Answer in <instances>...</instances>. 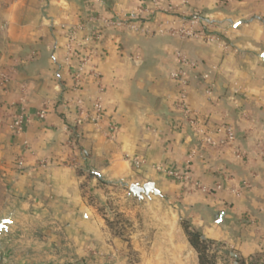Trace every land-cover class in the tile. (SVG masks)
Returning a JSON list of instances; mask_svg holds the SVG:
<instances>
[{"label": "crops", "instance_id": "1", "mask_svg": "<svg viewBox=\"0 0 264 264\" xmlns=\"http://www.w3.org/2000/svg\"><path fill=\"white\" fill-rule=\"evenodd\" d=\"M155 1L0 0V71L11 77L0 87V216L18 206L1 236L0 264H122L126 257L112 247L119 238L105 220L112 195L126 215L132 203L161 201L158 239L192 264L179 207L203 238L229 242L243 257L258 248L249 221L264 230V0ZM139 7L145 11L135 21L150 32L99 26L74 90L77 59L65 60L66 28L90 14L124 16ZM193 13L200 18L194 29L217 40L169 32L188 27ZM177 52L195 65L180 64ZM174 70L186 74V103L203 135L225 138L218 131L224 123L232 141L201 144L202 134L176 108ZM98 98L100 121L77 123V106L90 113ZM19 104L32 118L15 133L9 124ZM44 105L45 118H36ZM109 123L117 128L113 139L105 134ZM186 165L189 181L157 169L183 172ZM146 181L159 194L129 195L132 182ZM166 201L175 209L164 208Z\"/></svg>", "mask_w": 264, "mask_h": 264}, {"label": "built area", "instance_id": "2", "mask_svg": "<svg viewBox=\"0 0 264 264\" xmlns=\"http://www.w3.org/2000/svg\"><path fill=\"white\" fill-rule=\"evenodd\" d=\"M156 0L154 5L157 7ZM156 9V8H155ZM171 6L165 8V10H170ZM154 10V9H153ZM145 11L144 8H136L134 11L129 12L124 16H119L114 14L112 16H104L101 14H90L83 21L72 24L66 28V43H65V60L66 62L70 61L71 59H77V66L74 73H72V88L77 90L80 88V82L83 75V72L86 70V66L90 61V56L86 53L89 46L94 45L100 38L101 32L99 30V26L103 28H111V29H127L129 31H140V32H150V30L146 27L139 25L137 17ZM187 20L190 22L188 27H185L183 24L180 27L174 28L170 27L169 32L171 34L177 33L181 36H189V37H196L202 38L205 41H212L217 40V37L209 32H203L194 29V25L200 21V18L197 14L193 13L190 14ZM91 31V32H90ZM176 57L180 64L194 66V61L189 60L185 55L177 52ZM97 79L99 78V73L95 72L94 70L89 69ZM170 77L178 82L181 86V92L179 94V98L176 101V108L182 112L183 118L189 124L191 130L195 133L202 134L201 144L208 145V146H215L220 143H224V141L230 142L233 140V131L230 126H225L224 123L218 129V131L222 130L223 135L225 134V138L220 140H214L208 135H203L205 130L203 127L199 125V122L194 116L190 113L189 107L186 103V93L185 87L187 84L186 74L183 70H174L170 72ZM10 72H1L0 71V82L6 85L10 81ZM22 90L25 92L27 90L26 84H22ZM209 96L211 95L210 91L206 92ZM211 97V96H210ZM16 113L12 117V121L9 124V128L11 131L15 133H21L25 125L30 121L32 115L26 110L24 105L19 104L16 106ZM77 110L81 116L78 117L77 123L82 122L83 120H88L94 123L100 121L101 114L103 112V105L98 98L94 104L92 112L88 113L84 111L80 105L77 106ZM47 106H42L41 108L37 109L34 113L36 118L43 119L47 114ZM225 128V132H224ZM117 131L116 126L113 123H109L107 125V130L105 132L107 138L113 139L115 133ZM236 156L242 157L244 153L242 151H236ZM126 157L132 161L134 164L139 163V159L134 156L126 155ZM24 165V161L22 157H19L18 166L22 167ZM158 170L162 171L166 176H169L173 179H183L185 181H189V165H186L183 172H177L170 169L164 168H157ZM197 188L201 189L202 191L209 192L210 188L206 186H202L198 183L195 184ZM219 187V186H217Z\"/></svg>", "mask_w": 264, "mask_h": 264}, {"label": "rangeland", "instance_id": "3", "mask_svg": "<svg viewBox=\"0 0 264 264\" xmlns=\"http://www.w3.org/2000/svg\"><path fill=\"white\" fill-rule=\"evenodd\" d=\"M4 86L0 82V87L4 88ZM112 196L114 199H110L111 203L109 206L114 209L111 210L109 208V211L107 207L105 220L111 233L119 238V247H115L113 244L112 247L126 257V260L124 259L125 262L122 264H192L188 259V253L176 255L170 244H165L158 239L157 235L160 229L157 225L160 224V221L156 219V211L163 204L161 201L155 200L142 206L132 203L129 206L131 212L126 215L125 212L118 211L120 206H123L118 204L119 198L116 195ZM176 202L178 203L180 200ZM166 205L169 206L164 207L166 209H175L171 202ZM180 209V207L176 208L178 211L176 219H178L183 229L185 225H190L191 216L187 214V211L183 209L180 211ZM157 222L158 224H156ZM249 223L255 227L254 234H256L259 241V246L254 253L243 257L237 252L234 245H230L229 242L213 240L212 243L208 244L205 251L208 258L214 264H242L243 260H245V264H251V262L253 264H264V230L257 225L258 222L256 220L255 223L251 221ZM189 246L192 251L191 256L193 254L196 255V264H198L197 252L190 244Z\"/></svg>", "mask_w": 264, "mask_h": 264}, {"label": "water", "instance_id": "4", "mask_svg": "<svg viewBox=\"0 0 264 264\" xmlns=\"http://www.w3.org/2000/svg\"><path fill=\"white\" fill-rule=\"evenodd\" d=\"M129 195L136 196L138 198L149 193L159 194V191L155 188L152 181H146L144 183L132 182L128 188ZM17 205L9 210L4 216H0V246L3 242L1 236L8 233V229L13 222V218L16 215ZM223 213H220V219Z\"/></svg>", "mask_w": 264, "mask_h": 264}, {"label": "trees", "instance_id": "5", "mask_svg": "<svg viewBox=\"0 0 264 264\" xmlns=\"http://www.w3.org/2000/svg\"><path fill=\"white\" fill-rule=\"evenodd\" d=\"M183 231H184L185 236L188 240V243L197 252L198 264H214V262L208 258L207 254L205 252L208 244L212 243L213 240L203 238L201 232L199 230L193 228L189 224H187L183 227ZM242 264H245V260L242 261ZM251 264H253V262H251Z\"/></svg>", "mask_w": 264, "mask_h": 264}]
</instances>
